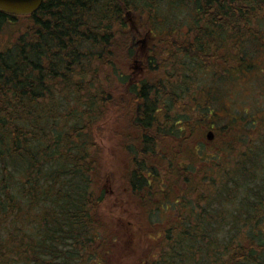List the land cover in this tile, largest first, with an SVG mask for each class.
I'll list each match as a JSON object with an SVG mask.
<instances>
[{"label":"trees","instance_id":"16d2710c","mask_svg":"<svg viewBox=\"0 0 264 264\" xmlns=\"http://www.w3.org/2000/svg\"><path fill=\"white\" fill-rule=\"evenodd\" d=\"M185 1L193 21L160 36L159 0H44L17 16L0 51V264H104L115 240L96 218L95 128L116 113L131 128L119 135L130 190L153 205L149 264H264V116L214 106L264 50V0ZM131 11L165 57L135 50ZM131 59L157 76L135 84ZM217 118L228 124L210 150L200 140Z\"/></svg>","mask_w":264,"mask_h":264},{"label":"rangeland","instance_id":"374dc122","mask_svg":"<svg viewBox=\"0 0 264 264\" xmlns=\"http://www.w3.org/2000/svg\"><path fill=\"white\" fill-rule=\"evenodd\" d=\"M194 6L195 4L192 1L159 0V8L157 10L162 16L160 17V21H163L169 26L164 24L162 29H159V32H157V35L160 36L170 33L173 29L170 25H175V27L182 26L185 30L188 22L193 21L191 15L194 13ZM126 17L133 31L136 30L138 33L137 39L139 41L135 45V50L139 49L143 52L144 45H152V48L156 46V53L161 57H165L170 48L159 37L158 40H155L156 45H154V40H150L149 38L145 39L146 27L143 25L145 21L140 14L136 11H131ZM21 28L22 21L19 18L16 20V24L11 22L4 25L2 33L0 34V51L15 42L17 34L19 33L18 31ZM174 31L181 34L184 33V31L177 29ZM172 36L173 39L171 38V40L174 43L184 45V42L180 39L175 41L174 38H177V36ZM244 45L250 54L255 50L253 41H246ZM178 55L176 59L184 56L183 54ZM250 63L251 67L247 71H243L242 78L233 82L225 80L221 86L222 89L217 90L223 102L219 101V106L215 102L214 106L223 118H225V113L229 116H235L238 119L242 113L248 114L253 119L264 116V50L258 47L257 52L253 53ZM127 64H131V69L127 70V73L132 74V82L135 84L137 81L141 82L144 79L157 76L155 71L150 69L148 71L146 64L143 62L139 63V67L136 62L133 63L132 59ZM163 77L165 76L163 75ZM173 81L177 82V77ZM121 115L116 113L111 120L108 119L107 121L101 122L100 129L95 128L100 154L97 166L95 167L94 179L96 181L94 189L97 199L102 196L97 203L99 211L96 218L100 221V224H103V231L106 232L107 237L110 236L111 239L115 240L109 242L108 253L105 254L104 264H149L151 253L154 251L153 246L157 242L150 236L157 237L158 234L151 233L157 225L150 226L145 219L146 215H148L147 210L153 205L145 204L147 202L142 200L144 194H142V198H139L140 196L138 197V194L136 195V193L131 192L127 181L129 156L121 147L123 139L119 135L126 133L131 128L124 121V118L119 119ZM227 121V119L217 118L216 121L208 124L209 128L205 130L204 137L202 136L200 141H206V133L208 130L212 129L215 132L216 128H225L228 124ZM220 132L223 133V139L226 140L227 136L224 131ZM214 141V144L209 142L204 143V145L210 150L215 149L217 142L220 141L219 137L215 136ZM224 162L226 163L225 160ZM187 186L185 182H181L176 186V192L181 193L183 190L185 191ZM153 201L159 202V199L155 197ZM161 219L164 220L162 215Z\"/></svg>","mask_w":264,"mask_h":264},{"label":"water","instance_id":"95a60500","mask_svg":"<svg viewBox=\"0 0 264 264\" xmlns=\"http://www.w3.org/2000/svg\"><path fill=\"white\" fill-rule=\"evenodd\" d=\"M44 0H0V11L13 15H31L36 12ZM208 140L215 138L213 130L206 134Z\"/></svg>","mask_w":264,"mask_h":264},{"label":"flooded vegetation","instance_id":"af4514ba","mask_svg":"<svg viewBox=\"0 0 264 264\" xmlns=\"http://www.w3.org/2000/svg\"><path fill=\"white\" fill-rule=\"evenodd\" d=\"M16 16L14 15H8V14H5L3 12L0 11V34L2 33V30L4 28V25L6 23H11V22H14V24H16ZM151 37V38H150ZM152 38H155V37H152V36H149V39H152ZM153 40V39H152ZM144 48L146 50L149 49L148 46L144 45Z\"/></svg>","mask_w":264,"mask_h":264}]
</instances>
